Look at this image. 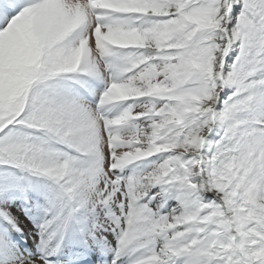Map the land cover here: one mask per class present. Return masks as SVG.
<instances>
[{"label":"snow or ice","instance_id":"1","mask_svg":"<svg viewBox=\"0 0 264 264\" xmlns=\"http://www.w3.org/2000/svg\"><path fill=\"white\" fill-rule=\"evenodd\" d=\"M0 264H264V0H0Z\"/></svg>","mask_w":264,"mask_h":264},{"label":"bare ground","instance_id":"2","mask_svg":"<svg viewBox=\"0 0 264 264\" xmlns=\"http://www.w3.org/2000/svg\"><path fill=\"white\" fill-rule=\"evenodd\" d=\"M147 163H148L147 161L140 163L139 167L136 168V171L137 172L142 171ZM129 171L131 170L129 169Z\"/></svg>","mask_w":264,"mask_h":264}]
</instances>
